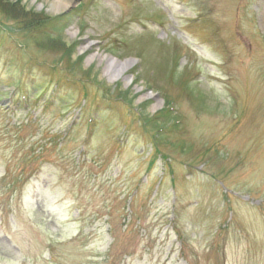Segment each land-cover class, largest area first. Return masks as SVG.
I'll return each mask as SVG.
<instances>
[{
	"label": "rangeland",
	"instance_id": "374dc122",
	"mask_svg": "<svg viewBox=\"0 0 264 264\" xmlns=\"http://www.w3.org/2000/svg\"><path fill=\"white\" fill-rule=\"evenodd\" d=\"M57 1L0 0V264H264V0Z\"/></svg>",
	"mask_w": 264,
	"mask_h": 264
},
{
	"label": "bare ground",
	"instance_id": "6f19581e",
	"mask_svg": "<svg viewBox=\"0 0 264 264\" xmlns=\"http://www.w3.org/2000/svg\"><path fill=\"white\" fill-rule=\"evenodd\" d=\"M55 12L67 10L70 6V1L59 0L52 4ZM131 63H118L113 60L108 62L107 72L113 80H119L124 77L126 71L129 69Z\"/></svg>",
	"mask_w": 264,
	"mask_h": 264
},
{
	"label": "trees",
	"instance_id": "16d2710c",
	"mask_svg": "<svg viewBox=\"0 0 264 264\" xmlns=\"http://www.w3.org/2000/svg\"><path fill=\"white\" fill-rule=\"evenodd\" d=\"M8 8H10V7H8ZM11 10H13L15 13L17 12V11H19V12H17L16 14H18V16H20V17H23L24 18V21H23V26H24V28H27L31 23H33V22H31L32 20H34L35 18H30V16H31V14L30 13H23V12H20V7L17 5V6H15V7H13ZM16 18H18V17H16ZM63 18H65V17H63ZM32 19V20H31ZM62 19V18H61ZM27 20H29V21H27ZM56 20H60V18H57V19H55V21Z\"/></svg>",
	"mask_w": 264,
	"mask_h": 264
}]
</instances>
